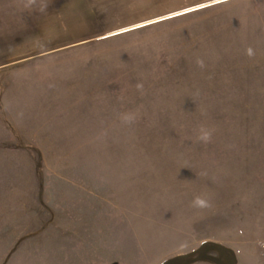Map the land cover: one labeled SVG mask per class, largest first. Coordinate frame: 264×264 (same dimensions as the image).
<instances>
[{
	"label": "rangeland",
	"instance_id": "rangeland-1",
	"mask_svg": "<svg viewBox=\"0 0 264 264\" xmlns=\"http://www.w3.org/2000/svg\"><path fill=\"white\" fill-rule=\"evenodd\" d=\"M248 2L0 0V264H264Z\"/></svg>",
	"mask_w": 264,
	"mask_h": 264
},
{
	"label": "crops",
	"instance_id": "crops-1",
	"mask_svg": "<svg viewBox=\"0 0 264 264\" xmlns=\"http://www.w3.org/2000/svg\"><path fill=\"white\" fill-rule=\"evenodd\" d=\"M249 0H230V2H231V4L232 5H235V4H237L236 6L237 7H243V6H246V10H247V7L249 6V2H248ZM260 1H262L260 4H256L255 5V7L254 8H257V9H262V10H264V0H260ZM235 2V3H234ZM259 7V8H258ZM261 10H259V13H258V11H257V14L255 15V16H258V17H260L258 20H259V22L261 23V25H263L264 26V17H262V14H261V12H260ZM247 17V16H246ZM247 20H248V17L247 18H245V20L243 19L242 21H240V23L241 24H243L244 22H247ZM238 21V20H237ZM259 23V24H260ZM263 23V24H262ZM245 25H247V23H245ZM260 30H263V29H260ZM244 47H249V45H247V44H245V45H243ZM254 46L255 47H259L260 45H256V44H254ZM262 47H264V45H261Z\"/></svg>",
	"mask_w": 264,
	"mask_h": 264
},
{
	"label": "water",
	"instance_id": "water-1",
	"mask_svg": "<svg viewBox=\"0 0 264 264\" xmlns=\"http://www.w3.org/2000/svg\"><path fill=\"white\" fill-rule=\"evenodd\" d=\"M204 247H205V245H201V246L199 247V249L196 250L195 252H193V253H191V254H188V255L181 256V257H180V260H181V261H185V260H187V259L193 257L194 255H196V254H198L200 251H202V250L204 249Z\"/></svg>",
	"mask_w": 264,
	"mask_h": 264
}]
</instances>
